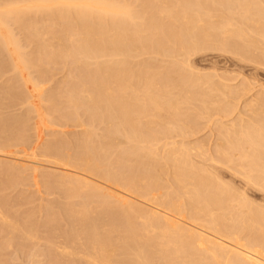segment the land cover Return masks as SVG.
I'll list each match as a JSON object with an SVG mask.
<instances>
[{
	"label": "bare ground",
	"instance_id": "6f19581e",
	"mask_svg": "<svg viewBox=\"0 0 264 264\" xmlns=\"http://www.w3.org/2000/svg\"><path fill=\"white\" fill-rule=\"evenodd\" d=\"M130 1H133V0H129V1L128 0H0V48L4 51L6 50L8 52V46L11 45V48H12L13 44L17 48H19L18 43H16L17 41L13 42L15 40V38H13L14 40L13 39L11 40L10 37H8L7 33L5 32L9 28V25H10L9 21L16 23L18 27L19 26L21 27V29H19V33H20V30L24 31V32L26 30L27 33L32 34V32H30V31L31 30L34 31L35 27H37V29H38V27H40L42 25V23H43V25L45 24V27L42 28V26H43L42 25L41 28H39V29L42 30L45 28L46 32L51 30V29L57 28V26H55V25H58L60 27V28L58 27L60 29V31L56 34H54L52 31H49L50 33L52 32L54 34L51 36V41L50 40L45 41V42L43 41L44 42L43 45H41L43 42L42 43L40 42L41 46L36 45V47H35L36 49L38 47V50H39V47H41V51L38 52V54L40 55L38 58L44 56L42 59H44L47 62V64H48V62H50V63L54 62L55 63L57 60H59V61H57V63H58V62H62L64 60L69 59L70 64L72 63L71 66L74 65V68L79 70L76 74H75L76 70H75V72L73 71L74 75L72 74V72L70 73L73 75L72 76L73 78L71 81L72 82L74 81L75 82V83L73 82L74 84H71L68 81H66V82H68L69 85H67V88L65 89L66 85L62 84L63 83V81H62L60 83V85H61L60 89L63 88L62 85L64 86V88L61 90H58L61 92V94L57 95L56 93L58 91L56 92L55 91L56 89L53 90L54 93L53 92L51 93L54 96V97L51 96L53 98L50 97L51 100L57 96L58 97L60 96V98H59L61 101L60 103L66 104V107L69 110V112H67V115L65 112L63 115L62 109L64 110L65 106L63 108L60 107L61 108V111H60V108H59L60 105L58 106V104H57L58 102H56L57 105L53 104L54 106H58L59 111L62 112V114L60 113L61 118L63 117L62 119H66V120H60L59 119L60 115H59V117H58L59 121H64V122L70 121V123L77 122V124L76 123L73 124L76 126L77 125L79 126V123L81 121L82 122L85 121L84 124L86 126L88 124L87 122L88 121L90 122L91 120H92L93 124H95V125L100 123V125H99L100 127H101V125L103 126V124L105 123V125L103 126L104 129L101 127L102 130L104 131V133H102V134H101V132H103L102 130L101 131L99 130L100 133H96L97 131H95L93 129V128L99 127L97 125L96 127H93L92 129H91V127H89V129L95 131V133L97 135L94 134L93 131L90 132V130L88 128L85 131V129H86V126H85V128L83 127V129L85 131L84 134H81L82 137L79 136L80 138H82L81 140L79 139V137L75 138L78 135H75L74 137L69 136L70 138H72V140L75 138V139H77V141L78 140L80 141L78 144V142H76L74 140L72 142L70 140V138L68 139L70 141L67 140L68 143L70 142L69 143V150L71 148H74V150L71 149L70 152H68L65 149V147L67 146L66 145L67 143H65V145L60 144L61 142L66 141L65 139H64V141H60V139H62V138H60L59 141H57V142H59V144L56 141H55V143H53L54 145L57 144L58 147L57 146L54 147L53 144H51V145H53L51 147V145L49 144L50 150L48 148H45V150H47V149L49 150V151L47 150V155L51 153L48 156H52L51 158L54 159L57 164L63 166V168L67 167L69 169L68 172L65 171L67 173V176L63 173V175H65L66 178L63 179V177L60 175L59 176L61 178L57 177L56 175L55 176L57 178L53 177V180H56V181H54L57 184L56 186H59L60 188L62 187V190H60V191H63V193H64L65 192L64 189H65L66 191L68 190V192H65L68 194H69V191L72 192L73 194L78 193V196L76 194L75 195H73V194L68 195V196H73L74 198H77V197L79 198V194H80V198L81 197L84 198V201L82 199L83 204H81V206L86 204V207H87V204L88 205L92 204V205H89L90 207L88 206L91 209V207H93V205L95 204L96 207L99 209L98 210L95 207H93L94 211L98 210L96 213H99V211L104 212V210L105 211L107 210V214H108V212H109L108 210H111L112 212L110 211V213L108 214L110 219H107V218H106L107 220L103 219L104 223H106L105 221H108V220H110L109 223L111 222V220H112V222L116 221L114 223H116L118 225L120 224L123 227L122 230L124 231L125 236L123 237V235H122V238L118 237L114 240L111 239L109 236L110 230L108 229L109 228L108 226H107L108 228L106 229V230H109L108 231L109 233H106L108 235L102 234L103 232H106V231H104L105 230L104 228H106L104 226H106L107 223L104 226L100 225V226L104 227L103 228L104 230L102 233L99 232V230H98L99 226L96 225V223H98L99 220L97 219V221H96L95 218L99 217V219H100V216L102 215L103 212H101L100 216L98 214L96 217L94 216L95 217L94 218L93 217L94 214H90L92 212V210L91 211L87 210L88 209V207H87L85 209V215L90 211L89 215H92L90 217H93L95 221L93 220V218H92V220L90 218V221H89V218H88L89 215H87L86 217L84 216L85 218L80 219V216H82V214L84 213V208H85V205H84V208L77 206V207H79V209L81 208L80 209L81 211L83 210L82 213L78 212L81 214H79L80 215L78 217L79 219L77 218L80 222H82V229L83 230L82 229H80V230H82L83 233L81 232L82 234L81 233L78 234V232L80 230H77L76 234L79 235V237L73 239V236L70 237L72 235V233H73V235L75 233L72 228L75 227V223H76V228L79 229L77 227V225L80 227L81 223H78V220L77 221L75 220L76 216H78V213L71 211L73 206H74V205L71 206L72 205L71 204V205H69V207L71 206V208H68L69 210L67 212L68 213L67 215L70 214L68 217L71 218L72 217L71 214L73 212V214L75 213V215H76L75 218L73 219V217H74V215H73V217L71 218L73 220H71V221L66 219V218L62 219L64 224L66 222L65 220L69 221V223L74 224V225L70 224V226L73 225L70 227V230L73 231L72 233L70 232V234H71V235L69 234L70 236L67 235L68 233L67 234L64 233L65 230H64V232H62L63 229L61 227V224L63 222H61L62 221L61 219H60L61 221L59 220V216H60L59 214H57L59 216L57 217L58 219L56 220L58 222H55L54 220H52V219H55V217H53V215H55V213L53 214L52 212L50 213V216L53 214L52 218L50 216L49 217L44 216L46 220L43 218L45 220V222L47 221V218H48L49 224H45V222H40V220H39V222L43 223V225L44 224L46 226L51 225V228L53 226L57 225L58 228L62 229V230H60V232H61V235L63 237L62 238L63 241L64 242L68 241V242L64 243L63 245L61 243L62 241H60L61 246L55 245V247H53L54 243H57L59 240H61V238L56 241L57 237H55V238L52 237L53 238L52 240L55 239L54 240L55 242L52 240H48L49 242H47V240L45 241V242H47V244H50V242H53L50 245H48L49 248L47 247V250H49V251H46V253L50 252V246L52 247V250H53V248H56L53 251L57 250L56 252H58V254H57L51 250L53 252V254L58 255V258H56L57 257L56 255L53 256L52 253L50 252L52 255V257H50L51 259L49 258L50 262L52 263L53 257L56 256L55 258L58 260L63 255L64 258L66 257V261L68 259H70L71 261H74L73 257H75V259L77 261V259L79 258L78 262H80V264H81V261H80L81 259L83 260L82 263H84V264H264V209L262 210L260 207H256L257 204H258L257 206H260V203H257V204L255 203V207L252 205V203L251 204L248 203V201L246 200L247 195L244 196L243 192H241V193L236 192L235 193L233 191H236V190L228 189V186H225L227 184L224 180H223V182H225V185H223L224 184L223 182H220V180H218L219 178H218L217 173H214L215 175L212 173L213 180H215V178H216L217 183L220 182L219 185H221V183H222L224 188L222 186L218 187L217 186L218 184H215L216 181L212 180L211 181L212 183H211L208 180V178L212 175L209 173L210 176L208 175L209 177L207 178L208 172L206 170V166L204 165V167H203V170H204V168L206 170V171H204V173L206 172L205 173L206 175H205L204 173H202V171H203L202 169L200 172L199 171L200 169L197 170L198 168H195L196 166L193 165L192 162H194V161H192L190 159L191 152L189 154V151H191L190 150L191 147H188L189 149H187L185 147V144H180L178 146V144L175 145L173 142H172L173 144L170 143L171 141L170 142L168 141V143L165 142L164 143L165 145L163 144L162 141H165V140H162V139L163 138L167 139L168 137L170 139L171 138L170 136L173 132H174L173 134L177 133L176 134L177 136H179V137L182 136L184 138L185 135L191 131L190 129L192 128V125L189 126V122L191 124V121H193V120L188 121V118H192V117L191 116L188 117L190 114L188 112L189 114H184L185 117H183V119L179 120V116H184L183 114L179 115V113H178L179 109H178V106H176V105L181 106L180 101L179 102L175 101L173 104L172 101H169L170 100L169 97L171 96V95L169 96V92H167L168 96H169V97L167 96L168 97L167 98L166 97L167 93L162 94L163 93L162 92L161 94H158V92L157 93L155 92V89L152 90V87H155L156 76L162 75V74H161V72H158V74H156V72L158 70L157 71L154 70V72H153V70H151L152 68H150L151 63L148 64L147 61L145 63L142 60H141L142 63H140L141 61L139 60L140 64H138V66H136V67L133 66L135 64L132 65L133 67L130 64V62L132 63V61H133L132 59H131L132 61H130V58H133L135 53H136L135 55L140 53L138 55L140 57V56H142L141 55L142 53L150 55V52H153L154 54L158 53V55H159L160 54L159 52H162L163 54L164 53H166L167 55L169 54L168 56H171V60H172L173 59L172 56L174 54L178 55L179 53H181L182 57H183V55L184 56L186 55V57H187L189 54L192 55L193 53H195V51H198V50L200 51L203 49L207 50L206 47H213L214 48V47L219 46L218 49L220 47H223L224 48L223 50L227 51L225 49V48H227L230 51V49H234L237 45H239L237 43L242 42V41L246 42V40H248V38H250L248 36L249 35L248 33H250L251 30H250V28H248L247 24H246L247 25L246 29H249L250 31L248 30L249 31L248 32V31H246V29L244 30L243 28L245 27V24L243 26L242 25L243 23L247 22L250 25V22H251V25L252 24L256 25L261 21V19H262V21L264 20V18H262V17H264V13H261L262 11H264V9H263L264 7H262V8L260 7L261 10L263 9L261 12L259 11L260 9L256 10L257 8L252 4V3L256 2V0H254V1L252 0L251 4H249L250 0H135V2H131V3H130ZM259 1H261V3ZM259 1L257 4L256 3L255 4L262 6V0H259ZM135 4H137V5L135 6ZM132 5H134L135 8ZM263 6H264V2H263ZM253 7H255V10L257 12L254 10H253L254 12H252L251 9ZM257 7H259V6H257ZM33 17L41 18L42 22L40 21L39 18H38L39 19V21H38ZM253 18H255V19H253ZM236 19H237V23L239 25L238 27L234 23V22H236ZM259 19H260V21H259ZM37 22L41 23V24L39 23L40 26L37 24ZM7 24H9L8 28H7ZM16 24H13V25H16ZM263 24H264V21L262 22V26H263ZM36 25H38V26H36ZM48 25H51V26L54 25V28L52 26L51 29L46 30L47 29L46 27ZM241 25L243 27H240ZM253 25H252V27H254ZM260 26H261V22L258 25L257 29H259ZM262 26H261V28L264 27V26L263 27ZM256 27L257 26H255L254 27L255 30L252 31V33L255 32L254 33L255 35H256V32H257V34H259V32L261 30V28H260L259 32L256 31ZM251 29L253 30V28H251ZM13 30L14 29H12V31ZM263 30L264 29H262V31ZM9 31L11 32V30H9ZM10 32H9V34H10ZM24 32H22V33H24ZM38 32H41V31L37 30L35 33L37 35L38 34L40 35V33H38ZM35 33H33L32 35H35ZM42 33H44V35H45V32H42ZM42 33H41V36H42ZM263 33H264V31H263ZM12 34H13V32H12ZM31 34H30V36H31ZM260 34H262V33H260ZM260 34L257 37H260V39L261 38L263 39V37H261V36H263L264 34H262L261 36H260ZM37 35H35V36H37ZM41 36L39 38L37 37L38 41L43 40V38L41 39ZM47 36H45V37H47ZM247 36H248V38H246ZM29 38H31V37H29ZM236 39H237V41H236ZM250 39L247 41L248 43L251 42ZM20 40H22V38ZM23 40H25V39H23ZM23 40L21 41L22 43H23ZM251 40L253 42V39H251ZM32 43L34 44V42H32ZM36 43H37V41H36ZM246 43H245L246 46L249 45ZM242 44H243V42H242ZM241 47H242V45H241ZM243 47H245L244 44H243ZM251 47L255 48V43H254V47L252 46V43H251ZM25 48H27V47H25ZM30 48H31V46H30ZM238 48L237 47L235 48L236 50H235V52H233V54L236 53ZM215 49H217V48H215ZM220 49H222V48H220ZM239 49H242V48H239ZM239 49H238V52L241 51ZM243 49H245V51H246V47ZM243 49H242V51H243ZM29 50H31V49H29ZM32 50H35V49L33 48ZM155 50H157L156 51L157 53L155 52ZM158 50H159V52H158ZM208 50H209V48H208ZM9 51L11 52L10 49H9ZM12 51H14V50L12 49ZM229 51H227V53ZM146 52H148V53H146ZM248 52H249V50L246 52H243V53L247 54ZM28 53L29 52H27V54ZM229 53H232V51ZM243 53H241V54H243ZM10 54H12V53H10ZM33 54L34 53L32 52V55ZM236 54L240 55L238 53H236ZM248 54H250V53H248ZM3 55H1V57ZM9 55L7 57L8 59H9ZM29 56H30V54H29ZM35 56L34 57L32 56V57L35 58ZM244 56H246V55H244ZM261 56H264V55L261 54ZM23 57H26V56H22V57L20 56L18 58V60L20 59V61H21V59H22L21 62H22V64H24V67L27 65V63L29 64L33 60V58H32V60L28 59L29 57L26 58V60H25V58H23ZM63 57H66L67 59L64 58V60H62ZM150 57H152V56L150 55ZM165 57H166V55H165ZM178 57H179V55H178ZM182 57H181V59H182ZM4 58H5V56H4ZM183 58H185V57H183ZM100 59L101 60L103 59V60L101 61ZM37 60H39V59H37ZM37 60L36 59L34 60L35 61L34 65H35ZM11 61L12 60H10L9 62H11ZM45 61H44V63H45ZM150 61L158 63L157 61H154L153 59L151 60V58H150ZM12 62H14V61H12ZM173 62H175V60ZM15 63H17V62H14L13 64L15 65ZM41 63L43 64V61H41L40 64ZM67 63H69V62H67ZM133 63H135V62H133ZM13 64L10 66H12L13 68L15 67V69L13 70L11 67V70H13V72H16L15 70H16L18 65L14 66ZM38 64H39V61H38ZM166 64L169 65V63H167V62H166ZM45 65H46V63H45ZM174 65L175 64H173V67H175ZM42 66H44V65H42ZM51 66H52V64H51ZM176 66H177V64H176ZM178 66H180V65H178ZM70 67H68L69 70L64 69V71L66 72V70H68L70 72V69L72 71V68H70ZM158 67H159V65H158ZM169 67H170V65H169ZM40 68L43 70L42 67H40ZM40 68H38V69H40ZM155 68H157V66ZM55 69H57V67ZM47 70H48V68H47ZM53 70H54V68H53ZM53 70L49 68L48 72L50 73V71H53ZM169 70H171V69H169ZM175 70H177V69H175ZM40 72H42V71H40ZM151 72L156 74V76L154 77V75H152L153 73H151ZM171 72H170V76H169L167 74L168 71H166V73L163 74L164 77H161V79L165 78V79H167V82L170 84L169 86H173V87H176L177 89L178 88L181 89V92L183 91V96H182L183 98L181 97L183 100L188 95V93H191V95H192L194 93V91L196 92V94L194 93V95H197L196 98L199 95L202 96L201 92H199L201 90L200 88H198L199 85H198V87H195L196 84L192 83V82H194L193 80L190 79L192 82L190 83V81H188L187 84H186L187 81H181L180 82V80L177 81L176 78L173 80L174 74L171 75ZM173 73H174V71H173ZM15 74H17V73H15ZM70 74H68V79H69V77H71ZM42 75H44V74H42ZM39 76H41V75H39ZM171 76H173L172 79L170 78ZM14 78H15V76H14ZM133 79H135L136 83H140V84H138V86L141 85V86H139L140 88H138L137 85H136V87L138 88L137 91H139V92H141L142 91L141 89H143V91H142L143 95H141L142 97H138L139 95L136 94L137 91L135 90L137 88L134 87L135 85L134 86L131 85V82ZM157 79H158V77H157ZM15 80H13V81H15ZM63 80L65 83L66 77ZM197 80L195 79L196 82H197ZM69 81H70V79H69ZM129 81H130V83H129ZM16 82H17V80L14 82V84ZM18 82H20V81L18 80ZM9 83L10 82H8V84ZM11 83H10V86H11ZM205 83H207V82H205ZM8 84H6L7 88L9 86ZM156 84H158V83H156ZM189 84H192V85L190 86ZM193 84H195V85H193ZM188 85L190 86L189 88L187 87ZM17 86H18V84L16 85V87ZM158 86H160V87L157 88L156 91H159V89L162 91L161 88L162 87L165 88L164 86H161L159 84H158ZM167 86H168V84H167ZM19 87H21V85L18 86V88ZM133 87H134V89H133ZM173 87H171V88H173ZM194 87L196 88V90L194 89ZM3 88H6V87H3ZM13 88L12 87L9 88L10 89L9 91H8V89L7 90L5 89V90L10 93V91H12ZM21 89H19V92L22 91ZM132 89L135 91H131L132 94L129 92V94L127 95L128 91H130ZM179 89H178V91H179ZM191 89L194 91H191ZM228 89L229 88H227V91H228V93H230L229 91H231V90L230 89L228 90ZM1 90H3V89L1 88ZM165 90H166V88H165ZM165 90H163V91H165ZM153 91L155 92V94L153 93ZM178 91H177V95L179 94ZM13 92H14V90H13ZM60 92H58V94ZM184 92L187 93V95L185 94V96H184ZM197 92H199L200 94ZM23 93L21 92L20 96H22ZM4 94L5 93L2 92L3 96H1V99L4 98V96H5L6 100L10 96L12 97V95H10L12 93H10L9 94L10 96L7 98H6L7 95L6 94L4 95ZM139 94H141V93H139ZM180 94H182V93H180ZM13 95L15 96V98L18 97L17 99H20L19 98L20 96H18L19 95L18 93L16 94L17 97L15 94H13ZM160 95H165V99L167 98L166 102H164V100H163L164 98L161 97ZM191 95H189L190 99L191 98L194 99L195 96L193 97V95H192V97H191ZM58 97L55 98L56 101H59ZM160 97H161V99L162 98L163 99L159 100ZM15 98H14V100H15ZM22 98H23V100L24 99L26 100L25 95H24V97L22 96ZM173 99H176V98L173 97ZM179 99H180V97H179ZM187 99L190 101L188 96H187ZM12 100L13 99H11V101ZM51 100H50V102H51ZM188 100H185V102L188 103ZM8 101L11 102L10 100H7L8 104H9ZM15 101H17V100H15ZM182 101H181V103L184 104V102H182ZM0 102H1V100H0ZM21 102H22V100H21ZM54 102L55 101H53V103ZM200 102H201V100H200ZM177 103H179V104H177ZM203 103H205V102H203ZM203 103H202V105H203ZM1 104H2V102L0 103V105ZM13 104H11V105H13ZM61 106H63V105H61ZM56 108L57 107H55V110H58ZM182 108H186L188 110V107L182 106ZM182 108H180V109H182ZM225 108H223V109L225 110ZM70 110L74 111V114H76V113H78V115L81 114L82 117L79 116L78 119H80V118H82V119L86 118V119L80 120V122H79L77 120V118H74L77 121H75V120L73 121V116L74 117H76V116L72 115ZM161 110H164V113L167 112V115L164 114V115L169 117L167 120L166 119L161 120L160 118L157 119V117H156L157 112H159V111L161 112ZM193 110H195V109H193ZM220 110H222L221 107H220ZM79 111H81V112H79ZM174 112H177L178 116L176 114H174ZM184 112H186V111H184ZM70 113L72 116L71 115L68 116ZM191 113H192V111H191ZM198 113H200V112H198ZM202 113H200V114H202ZM83 115H85L84 116L85 118H83ZM173 115H174V118L177 117L176 120H174ZM186 115L188 118L186 117ZM196 115H198V114H196ZM23 116H19V118L17 117V123H18V121L20 122V124H18V125L16 123H14L15 120L13 119V123L16 124V127H18V130H20L19 129L20 125L21 124L23 125V121L25 122L24 124H26L27 123L26 121H28L27 117H29V114L26 116V120L24 119ZM66 116L69 118V120H68V118H66ZM70 117L72 119H70ZM89 118H90V120H88ZM153 118H156V120L154 122L152 121ZM164 118H165V116H164ZM180 118H182V117H180ZM18 119H21V121ZM144 119H149V120L145 121ZM162 119H163V117H162ZM177 119H178L179 124L176 122L178 125H175L174 123H175V121H177ZM254 121H252V122H254ZM260 121L261 120H259V122ZM2 122H1L2 127L4 126V128H2L0 130L4 131V129H6L7 127L9 128V129L8 128L6 129L7 132L12 130L11 126H13V125L9 126V123L7 124L8 126L5 125L4 123L6 122V120H4V119L2 120ZM94 122H96V123H94ZM13 123L11 122L10 124H13ZM154 123H156L157 125H152ZM93 124L91 123V126H95ZM254 124H256V123H254ZM260 124H261V122H260ZM260 124H258V126H260ZM262 124L264 125V122H262ZM27 125H28V123H27ZM81 125H82V123H80V126ZM242 125H243V129H245V130H243L241 127L239 129L235 128V130L236 129L239 130V131L236 130V131H238L239 134L236 133L237 134L236 136L230 135L231 137L234 136V137L239 138V140H236V138L235 139L231 138L228 141L224 140V137L228 132V128H227V130L223 129V131L226 130V132H224L225 134L222 132L224 134V137H222L221 139H222V142L224 141L226 144L223 143L222 145L223 146L226 145V147H229V150L226 147H225L226 150H223L225 148L219 143L218 147H220L219 145H221V148L218 150L215 148L217 151L220 150V152L222 149V152L220 153L221 156L218 157V160L210 157V156H212V152H211L210 153L211 155L207 154L210 157V159L208 157L207 159H209V160H207V161L205 160L204 162H208L211 160L210 163H211V165H213L212 164L213 161H214L213 163L216 162L215 164H218L219 162L222 163V160H223V161L227 162L229 165L232 161H235V160H232V157H233V156H231L232 152L230 154L231 149H233V150L237 149L239 152L238 148H240L241 153L240 154L238 153L240 156H238V155H237L238 157L236 156L237 158H239L238 159L239 161H235L236 163L238 162L237 163L238 167L234 168V172L233 171L231 172V170H230V173H235V171H236L237 174H240V173H238V172H240V171H238V169L235 170L236 168H239V166H240V170L245 173L246 179L244 177H243V179H245V181L248 182L246 184L250 185L249 183H251V184L258 186V188L260 187L261 190H264V155L263 154L261 155L259 153V150H261L264 153V151H263L264 150V130H262V128L264 126H262V128H260L261 130H256L257 127L256 126L254 127L253 125L250 124L255 129H252V127H250V125H249V128H248L249 130H247L248 124H246V127L244 124H241V126ZM26 126H24V127H26ZM88 126H90V125H88ZM16 127L14 125V128H15V131H14L15 135L13 134L14 136H16V134H17L16 132H18V130H16L17 129ZM0 128H1V126H0ZM14 128H13V130H14ZM240 129H242L243 132H242V130L240 131ZM219 130L221 132L222 128ZM3 131H0L2 133V136L4 135ZM6 131H5V133H7ZM88 131H89V133H88ZM232 131H234V129ZM232 131H230V132H232ZM81 132L83 133V130ZM230 132H228V133L230 134ZM234 132H232L231 134H234ZM11 133H13V131ZM98 134H99V136H98ZM84 135H86V136H84ZM11 136H12V134L9 137H11ZM230 136L226 135V137H228L226 139H229ZM64 138H67V137H64ZM9 139H13V138H9ZM2 140H3V137H2ZM234 140H236L237 142H234ZM26 141H28V139ZM26 141L22 140V142H26ZM0 142H2V141L0 140ZM75 142L77 143V146H74V145H76ZM3 143H5V141H3ZM6 143L3 145H6ZM160 143H161V145H160ZM2 144L0 143V146L2 147V148H0V152L3 151V150H1V149H3ZM71 144H73L72 145L73 147L72 146L70 147ZM162 144H163V146H162ZM171 145H173V146L171 147ZM159 146H161V147H159ZM165 146H167L168 148L163 150V148H165ZM244 146H248L249 149H248V147H246L247 149H245V150H247V151L242 152L241 150L242 149L244 150ZM157 147H158V149H157ZM261 147H262V149H261ZM159 148H160V150L162 148L161 151L164 153V155H163V153L160 155ZM250 148H251V151H249ZM111 149H113L112 150L113 154L111 152ZM114 149L116 151H114ZM192 149H193V147H192ZM45 150H44V155H46ZM109 150H110V153L112 156L115 155L114 157H112L110 155V153L108 155ZM157 152H159V154ZM206 152H208V151H206ZM42 154H43V152H42ZM158 155H160V156H158ZM108 156H111V158H113L114 161H112L113 159L109 160ZM215 156H216V154H215ZM222 156H223L222 160L219 161L220 160L219 158H221ZM216 158H217V156H216ZM233 158H235V157H233ZM203 159H204V157H203ZM203 159H202V161H203ZM106 160L108 161V163L110 165H108V163L105 162ZM110 161H112V162H110ZM103 162H105L106 164ZM29 163H31V162H29ZM112 163L114 165H112ZM234 163H232V164L234 165ZM164 164H167L165 166L169 165V168L171 169L170 173L173 174V176L171 177V181H170L171 183H170V185H168L170 189L168 187H164L163 189L166 190V193L165 194L164 193H161V194L158 193L159 196L162 195V197L164 199L159 200L160 198L158 196V199L153 201V197H154L153 194L155 193L156 190H158L157 188L160 185L159 182H160V180H162L161 176L164 174L166 175V172L165 173L163 172L165 170ZM195 164H196V162H195ZM215 164H214V167L219 168V167H216L217 165L215 166ZM27 165L29 166V164H27ZM222 165H225V164L222 163ZM225 166L227 167V165H225ZM231 167H233V166H231ZM35 168L37 169V167H35ZM165 168L168 169V167H165ZM167 169L165 171H167ZM211 169H208V170H211ZM7 170H8V172L10 171L9 169H7ZM23 170H24V167H23ZM24 171H26V169ZM215 171L216 170H214V172ZM218 171H219V169H218ZM221 171H223V170H221ZM11 172L14 173V170H12ZM242 172H241V174H242ZM23 173H25V172H23ZM69 173H70V175L68 176ZM236 173H235V175H237ZM5 174L6 173H4V175ZM160 174H162V175L160 176ZM200 174H204L206 177L203 175H201V176H203V177H201ZM219 174H220V172H219ZM223 174H225V173H223ZM11 175H12V173H11ZM27 175H28V173H27ZM51 175H53V174H51ZM170 175H169V177H170ZM8 176L10 177V175H8ZM16 176H18V175H16ZM159 176L161 179H159ZM221 176H222V174H221ZM239 176H241V175H239ZM167 177H168V175L166 176V178ZM232 177H234V175H232ZM4 178H5V176H4ZM21 178H23V176ZM16 179L18 180L17 177H16ZM168 179H170V178H167V180ZM209 179H212V178H209ZM27 180H28V177H27ZM27 180H24V181L26 182ZM239 180H240V178H239ZM1 181H2V178H1ZM49 181H46V182L48 183ZM240 181H244V180H240ZM3 182H5V181H3ZM14 182H17V181H14ZM25 182L22 181V183H25ZM164 182H165V180H164ZM164 182H162V183L164 184ZM213 182H215L214 185H213ZM50 183H51V181H50ZM242 183H244V182H241V184ZM54 184H53V186H54ZM183 184H185L186 186H184ZM17 185H18V183H17ZM17 185H15V186H17ZM161 185H160V187H161ZM164 185H166V182ZM254 185H251V188H254V187H252ZM56 186H54L55 190L57 188L56 192H59L58 187H56ZM65 186L68 189H66V188L63 189V187H65ZM232 187H233V185H232ZM258 188H257V190H259ZM52 189H53V187H52ZM161 189H162V187H161ZM167 189H169L170 191L169 190L167 191ZM245 189H246V187H245ZM248 189H250V188H248ZM109 192H110V194L112 192V194L110 195ZM59 193H61V192H59ZM182 193L184 195L187 194L185 196V197H187V198H185V200L187 199L186 201H184V200L182 201V199L184 198L183 197L184 195ZM249 193H250V191H249ZM81 194H83V196ZM128 194L141 197L145 201L147 200L150 203L155 202L154 205H152L154 208L152 210L149 209L150 211H148L145 208L147 211H143V210H136V209L132 208L131 204H130L131 206L129 205L130 207L128 205H127L128 207L125 206L126 205L125 201L127 200V204H128L127 198L130 197ZM181 194L183 196H181ZM66 195H64L65 198H66ZM60 196L62 197V195H60ZM64 196L62 197L63 200L65 199ZM75 196H77V197H75ZM119 198H121L123 200H121ZM252 198H253V196H252ZM71 200L69 202H71ZM2 201L3 202H0V203L3 205L4 200L2 199ZM65 201L61 202L62 206L64 205V203H66ZM68 201H67V203H68ZM79 201H75V202H77V204L74 202L75 207H76V205H80L78 203ZM123 201H124L125 205L123 204ZM259 201H261V200H259ZM153 203H151V204H153ZM48 204H51V203H48ZM111 204H113L114 207H112L113 205H111ZM3 206H6V205H3ZM51 206H52V204H51ZM262 207H264V206H262ZM7 208H5V209H7V212H8L9 207H7ZM45 208H43V210H46ZM53 208H55V207L53 206ZM73 209H75V208H73ZM64 210H65V208H64ZM77 210H78V208L76 209V211ZM66 211H67V207H66ZM66 211H64V212H66ZM38 213H40L39 210H38ZM8 214H9V212H8ZM24 215H25V213H24ZM136 215H138L139 217L140 216L143 217L142 219L140 217V219L143 221V224L140 223V225H138V224L136 225V224L131 223V220L133 218L137 217ZM65 216H66V213H65ZM65 216L63 214V216H60V218L65 217ZM104 216L105 215H103V217ZM7 217L8 216H6L5 219L3 218L6 223L4 222L2 225H0L2 228L5 227V225L7 224V221H6ZM14 217H16V216H14ZM35 217L37 218V216H35ZM35 217H32V218H34V220H36ZM38 217H39V215H38ZM139 217H137V218H139ZM12 218L13 217H11L9 219H12ZM86 218L88 220H86ZM14 219L17 220V218H14ZM21 219H26V216H25V218H21ZM28 219H31V217H29ZM18 220H20V217ZM18 220L15 222H18ZM44 220H42V221H44ZM50 220H52V221H50ZM103 220L101 221V223L103 222ZM27 221L28 220H26V222ZM53 221H54V223H51ZM26 222L23 223L22 226H24V224H27ZM30 222H31V220H30ZM59 222H61L60 225H58ZM10 223H11V221H10ZM13 223H14V221H12V224H11L12 226H13ZM46 223H48V222H46ZM55 223H57V224H55ZM33 224L34 223L32 222V225ZM37 224H38V221L36 222V225L35 226L33 225V226L38 227L39 224L38 225ZM53 224H55V225H53ZM68 224L66 222L65 226L63 225V228L66 227L65 229L68 230L69 229ZM11 225H9V226H11ZM32 225L29 227H31L32 229H34L36 231L37 228L35 229ZM111 225H113V223ZM7 226H8V224H7ZM57 226H55V227H57ZM13 227L11 229H14ZM18 227H15V228L19 229ZM55 227H53L54 230H56ZM118 227H120V226H118ZM2 228H0V229H2ZM25 228H26V226H25ZM149 228L152 229V230L150 229L151 231H153L152 234H148ZM158 228H159V230H158ZM11 229H9V231ZM22 229H19V234H20V230L22 232ZM113 229L115 231L116 228H113ZM155 229L158 230L159 234H156L157 230L155 232ZM51 230H53V229H51ZM11 231H13V230H11ZM15 231H16V229H14L13 232H15ZM27 231H28V228H27ZM27 231L25 232L26 236L25 235H22V236L25 238L27 237L26 241L28 239L32 240L34 237L30 238L29 236H27L29 234L28 232L31 231V229H29L28 232ZM56 231H53V232L51 231L52 236H53L54 232L56 234ZM100 231H101V229H100ZM117 231H118V228L115 232H117ZM6 232H8L7 228H6ZM32 232H33V230L31 231V233ZM58 232H59V230H58ZM142 232H143V234L145 233L147 235L146 236H143V234H142V236L139 235ZM26 233H28V234H26ZM47 233L49 234V232H47ZM8 234H11V233L8 232ZM13 234H15V233H13ZM13 234L8 235V236L6 235L8 237V239H10V240H8L6 238H4L5 240H3V238H1V237H3V235L0 236V238L2 239L1 241H3V243H5L4 241H7V240L9 241V242L5 243V246L8 247L9 249L11 248L9 246L13 245L10 243L16 239V237L13 236ZM19 234L16 236H19ZM59 234H57L56 236H58ZM120 234H123V233H120ZM120 234H118V235H120ZM4 235H5V233H4ZM80 235L84 236L82 240L80 238L81 237ZM9 236H10V238H9ZM36 236H37V234H35V238H36ZM60 236H58V238ZM113 236H111V237H113ZM39 238H40V235H39ZM49 238H51V237H49ZM38 239L36 240L37 243H39V241H41V239H39V240ZM42 239H43V237H42ZM16 240H15V242H18L19 240L21 241L20 237L17 241ZM44 240L45 239H43L42 241H44ZM83 240L85 241V244H84ZM23 241H24V239H23ZM23 241H21V242L23 243ZM78 241H79V243H82V244L77 243ZM80 241H83V242H80ZM75 243H76V245H75ZM1 244H2V242L0 243V246H1ZM7 244H10V245L7 246ZM65 244L66 245L68 244V246H65ZM69 245H71V246H69ZM74 245L76 247L78 245L79 246L78 248H80L81 250L79 249L80 250L79 251L78 248L76 249V247H74L75 249H72ZM15 246L17 247V245H15ZM30 246L33 247V245H30ZM2 247H4V245ZM24 248H25V246H24ZM33 248L35 249L36 246ZM74 250H77L78 252L74 251ZM6 251H8V250H6ZM1 252H4V251L1 250L0 253ZM8 254H7V256H9ZM38 254H40V253H38ZM38 254H36V255H38ZM30 255H32L31 252L29 253L28 256H30ZM36 255H34V257ZM49 255L50 254H48L46 257H48ZM75 255H77V256H75ZM1 256H3L2 253H1ZM7 256L5 259L8 258ZM63 256L61 257V261L59 260L61 263H63V261H65ZM68 256H69V258H68ZM71 256L73 259L70 258ZM9 257H11V256H9ZM43 257H44V255H43ZM76 257H78V258H76ZM31 258H32V256H31ZM38 258H39V256H38ZM38 258H36V259H38ZM28 259H30V258H28ZM32 259H34V258H32ZM56 259L54 260V262L52 264H55L58 262ZM62 259H64V260H62ZM38 260H40V259H38ZM8 261H11V260L8 259ZM34 261H35V259H34ZM34 261H33V263H34ZM41 261H40V263H41ZM55 261H57V262H55ZM66 261H65V263H66ZM76 261H75V263L78 264ZM2 262H6V261H2ZM31 262H32V260H30L29 264ZM50 262H48V263H50ZM60 262H58V264ZM67 262L71 264V262L69 260ZM33 263H31V264H33ZM35 263L38 264L37 261ZM75 263L73 262L72 264H75ZM10 264H11V262H10Z\"/></svg>",
	"mask_w": 264,
	"mask_h": 264
},
{
	"label": "rangeland",
	"instance_id": "374dc122",
	"mask_svg": "<svg viewBox=\"0 0 264 264\" xmlns=\"http://www.w3.org/2000/svg\"><path fill=\"white\" fill-rule=\"evenodd\" d=\"M129 1V0H128ZM254 1V0H253ZM259 1V0H258ZM258 1L256 0V2H254V3H252V0H250V3L249 4H253L257 9L256 10H258V9H260L259 11L261 12L262 10H261V8L262 7H264L263 6V2H264V0H262V6H260V5H256L257 3H258ZM131 2H135V0H133V1H130V3ZM138 2V1H137ZM136 2V3H137ZM249 2V1H248ZM260 3H261V1H259ZM256 3V4H255ZM259 3V4H260ZM138 4V3H137ZM137 4H135V6L137 5ZM133 7H134V5H132ZM252 6V5H251ZM257 6H259V7H257ZM255 7H253L251 10H252V12H254V11H256L255 10ZM261 7V8H260ZM135 8V7H134ZM254 10V11H253ZM257 12V11H256ZM261 13H264V11H262ZM33 18H35V17H33ZM39 17H36L35 19L36 20H38L39 21V19H40V21L42 22V19L41 18H39ZM262 18H264V17H262ZM253 19H255V18H253ZM259 21H260V19H259ZM264 21V20H263ZM262 19H261V26H262ZM10 22V23H9ZM8 23L10 24H7V28H8V25H9V28H8V30L7 31H5L6 33H7V36L8 37H10V39L12 40L13 38H15V40L13 41V42H16V43H18V47L19 48H17L14 44H13V46H12V48H11V45H9L8 46V52L5 50H2L1 48V50H0V57H1V55H3L1 58H0V100H1V102H2V104L0 105V126H1V128L0 129H2V128H4V126L2 127V120L4 119V120H6V122L4 123L5 125H7L8 123H9V126H11V125H13V126H11L12 127V130H10L11 132L13 131V133H11L9 130V132H7L6 131V129L8 128H6V129H4V131L3 130H0V131H3L4 132V135L2 136V133L0 132V140L2 141V142H0L1 144L3 143V141H5V143H6V145H3V144H5V143H3L2 144V146H3V149H1V150H3V151H1L0 152V202H3L2 201V199L4 200V203H3V205H6V206H3L1 203H0V225H2L5 221H4V219H5V217L6 216H8L9 218H11V217H13L12 219H9L8 217L6 218L7 220V224H8V226H7V224L5 225V227H1L0 226V228H2V229H0V236H2L3 235V237H1V238H3V240H5L4 238H6V239H8V235H11V234H13V233H15V234H13V236H15L16 237V239L18 238L19 239V237H20V239H21V241H23V239H24V241H23V243L19 240L18 242H15V240L13 241V242H11L10 244H13L12 246H9V247H11L10 249L8 248V247H6L5 246V243L6 242H9L8 240H10V239H8L7 241H4L5 243H3V241H1L2 239L0 238V243L2 242V244L4 245V247H2L3 245L1 244V250L2 251H4V252H1L2 254H3V256H1V253H0V264H10V262H11V264H29V262H30V260H32V262L31 263H33V261H34V259H35V261H34V263L33 264H36L35 262L37 261V263L38 264H50L51 262H50V257H52V255L54 256V255H56L55 257L56 258H58V252H56V251H53V250H55L56 248H53V250H52V247L50 246V252L52 253V255H51V253L49 252H47L46 253V251H49V250H47V247L49 248V246L48 245H50L51 243H53V242H50V244H47V242H49L48 240H52L53 238H55V237H57V239H56V241L57 240H59L60 238H61V240H59L57 243H54V246L53 247H55V245H60L61 246V243H62V245L64 244V243H66V242H68V241H66V242H64L63 241V237H62V235H61V232H60V230H62V232H64V230H65V234H67L68 236H70L71 234H70V232L72 233L73 231L75 232L74 233V235L77 233L76 231L77 230H80V229H82V222H80L78 219V217L80 216L79 214H81L82 213V211L79 209V207H83L84 208V205H85V208H84V213L82 214V216H80V219H82V218H85L87 215H89V213H90V211L92 210V212L90 213V214H94L93 215V217L95 216H97L98 214H99V216H100V214H101V212H103V211H99V213H96L99 209L96 207V205L94 204L93 205V207H95L96 209H98L97 211H94V208L93 207H91V209L89 208L90 206L89 205H92V204H87V207H88V209L87 210H90L86 215H85V209L87 208L86 207V204H84L83 206H81V204H83V202H82V199H83V201H84V198L83 197H81L80 198V194H79V198L77 197L78 196V193H72V192H70L69 191V194L68 193H65V192H68V190L66 191L64 188H66V189H68L66 186L65 187H63V189H64V193H63V191H60V190H62V187L60 188L59 186H56L57 184L54 182V181H56V180H53V177L54 178H57V177H60V176H62L63 177V179L64 178H66V176H67V173L66 172H68L69 171V169L67 168H63V166H61V165H59V164H57L56 162H55V160L54 159H52L51 157L52 156H48V155H50L51 153V151L49 152L50 154H48L47 155V150L50 148V145L51 144H53V143H55V141L57 142V141H59V139L60 138H62V139H60V141H64V139L66 140V141H64V142H61L60 144H62V145H65V143H67L66 145V147L68 148H66L65 146V149L68 151V152H70V150L71 149H73L74 150V148H71L70 150H69V143L67 142V140L72 136V137H74L75 135H78V136H76L75 138H78L79 136L80 137H82V135L81 134H84V132L87 130V128L89 129V127H91V129L93 128V127H96L97 125L99 126L100 125V123H98V124H93V122H92V120L89 122L88 120H90V118L87 120L88 122V124H87V126L84 124L85 123V121H81L80 122V120H85L86 118L84 117L85 115H83V118H85V119H82V118H80V119H78L79 118V116H81V114L80 115H78V113H76V114H74V111H71V113H72V115H75L76 117H74L73 116V121L75 120L74 118H77V120L80 122V123H82V125L80 126V123H79V126L77 125H73V124H77V122H73V123H70V121H59V119L60 120H66V119H62L61 118V115H60V113L62 114V112H63V115H64V112L66 113V115H67V112H69V110L67 109V107H66V104H64V103H60L61 101H60V96L58 97L57 95H60L61 94V92L60 91H58V90H61V89H63L64 88V86L62 85V87L63 88H61L60 89V87H61V85H60V83L63 81V83L62 84H64V85H66V87H65V89L67 88V85H69L68 84V82L69 83H71V84H74L71 80H72V76L74 75L73 74V71L75 72V70H76V72H75V74L79 71V70H77L76 68H74V65L73 66H71L72 65V63L70 64V61H69V59H67L66 57H63L62 58V60H64V58L65 59H67V60H64V61H62V62H58L57 63V61H59V60H57L55 63L54 62H52V63H50V62H48V64H47V62L44 60V59H42L43 57H40V58H38L40 55L38 54V52H40L41 51V47H39V50H38V47H37V49L35 48L36 47V45H39V46H41V45H43L44 44V42L45 41H51V36L52 35H54V34H56V33H58L59 31H60V27L58 26V25H55V26H57V28H54V25H52L53 26V28L54 29H51V25H48L46 28V30H49V29H51V30H49V31H52L51 33L49 32V31H45V28L44 29H39V28H41V26L43 25V23H42V25L40 26V22H37V24L40 26V27H38V29H37V27H35V29H34V31H30V32H32V34L33 33H35L37 30H40L41 32H38V33H40V35L38 34H36L35 33V35H37V36H35V35H32L31 33H27L26 32V30H25V32L27 33H25L24 31H21L20 30V33H19V29H21V27L19 28L18 26H17V24L16 23H13L12 21H9ZM254 22V21H253ZM252 22V23H253ZM260 22L258 23V24H252L254 27L255 26H257L256 27V31H258L259 32V30H260V28H261V26L259 27V29H257L258 28V25L260 24ZM12 23V24H11ZM40 23V24H39ZM235 23V25H237V27L239 26L238 25V23H237V19H236V22H234ZM255 23V22H254ZM13 24H16V25H13ZM244 24H245V27L243 28L244 30L247 28L246 26L248 25V28H250V30L249 29H246V31H250V33H248L249 35V37L251 38V39H253V42L255 43V48H252L251 47V43H252V46L254 47V43L252 42V40L250 39V38H248V36L246 37V38H248V40L250 39V43H248L247 41L248 40H246V42H244V41H242L243 42V44H244V46L246 47V51H248L249 50V52L248 53H250V54H246V53H243V52H246L245 51V49H243V48H245V47H243V44H242V42H239V43H237V44H239V45H237L236 47L238 48H242L243 49V51H242V49H239V50H241V51H239L238 52V49H237V51H236V53H238V54H240V55H237L236 53H234L233 54V52H235V48L234 49H230V51L227 49V48H225L227 51H229V52H231L232 51V53H227V51H225V50H223L224 48L223 47H220V48H222V49H218V47H206L207 48V50H205V49H203V50H198V51H195V53H193L192 55L191 54H187L188 56L186 57V55L184 56L183 55V57H185V58H183L182 57V55H181V53H179L178 55H179V57H178V55H176V54H174L173 56H172V60L174 61L175 60V62H173L172 60H171V56H168L166 53H162V52H159V50H158V52L161 54H159L158 55V53L156 52L157 50H155V52L157 53V54H154L153 52H150V55L152 56V57H150V55L149 54H145V53H142L141 55L142 56H138L139 54H137V55H135L134 54V57L133 58H130V61H132V63L130 62V64H131V66L133 65V64H135V65H133V66H138V64H140V63H142V61L143 62H145L146 63V61H147V63L148 64H150L151 66H150V68H152L151 70H153V72H154V70H158L157 72H156V74H158V72H161V74L162 75H158V76H156V74H154L153 72H151V73H153L152 75H154V77L156 76V79H155V87H152V90H154L155 89V92L157 93L158 92V94H161L162 92V94H166L167 92H169V96H168V93H167V95H166V97L168 96L169 97V101H172L173 102V104H174V102L176 101H180V104H181V106L180 105H176V106H178V113H179V115L180 114H189V116L188 117H192V118H188L187 117V115H186V117L188 118V121H191V120H193V121H191V124H190V122H189V126L190 125H192V128L189 130L190 132H188L186 135H185V137L183 138L182 136H177L176 134H171V138L169 139V137L167 138V139H165V138H163L162 140H165V141H162L163 142V144L166 142V143H168V141L170 142V143H174L175 145H177L178 144V146L180 145V144H185V147L187 148V149H189L188 147H191V151H189V154H190V152H191V157H190V159L192 160V161H194V162H192L193 163V165L194 166H196L195 168H198L197 170H199L200 172H201V169L203 170V167H204V165L206 166V170H207V178L210 176V174L212 175V173L214 174V173H217V175H218V180H220V182H223V180L226 182V184L227 185H225V182H223L224 184L223 185H225V186H228V189H234V190H236V191H233V192H238V193H241V192H243V194H244V196L245 195H247L246 196V200L248 201V203H252V205L255 207V203L257 204V203H260V206H257L256 205V207H260L262 210L264 209V207H262V206H264V190H261L260 189V187L258 188V186H256V185H254V184H251V183H249L250 185H248V184H246V183H248V182H246L245 181V179H246V176H245V173L244 172H242L241 170H240V166H239V168H236L235 170H237L238 169V171H240V172H238V173H240V174H237L236 173V171H235V173L237 174V175H235V173H230V170H231V172L233 171L234 172V168L235 167H238L237 166V163L235 162V161H239L238 159L239 158H237L238 156H240L239 154L241 153L240 152V148H238L239 149V152H238V150L236 149H231V151H230V154H231V152H232V155L231 156H233V157H235V158H233L232 157V160H235V161H232L229 165H228V163L227 162H225V161H223L222 160V158H223V156L221 157V158H219L220 160L219 161H221L222 160V163L223 164H225V165H227V167L225 166V165H222V163L221 162H217L218 164H215V163H213L212 162V164L213 165H211V163H210V161H208V162H204L205 160L207 161V160H209L210 159V157L211 158H214V159H216V160H218V157L219 156H221V152H222V149H221V152H220V150L219 151H217L218 149H220L221 148V145L224 143V144H226L224 141L222 142V137H224V132H226V130H227V128H228V132H230V131H232L233 129H234V131H232V132H234V134H231L232 132H230V134L227 132V134L226 135H228V136H230V135H237L236 133H238V129L241 127L242 129H243V125L241 126V124H244L245 125V127H246V124H248L247 125V130H249L248 128H249V125L251 124V125H253L254 123H256V124H254L253 126L255 127H257V129L256 130H261L260 128H262V126H264L263 124H262V122H264V56H261V54L262 55H264V35L263 36H261L262 34H264L263 33V31H262V29H264V24H263V28H261V30H260V32H259V34L260 33H262V34H260V36L261 37H263V39L261 38L260 39V37H257V36H259V34H257V32H256V35L254 34L255 32H253L252 33V31H254L255 30V28L254 27H252V25H251V22H250V25H249V23H243L242 25L244 26ZM247 24V25H246ZM38 25H36V26H38ZM240 26V27H243V26ZM15 26V27H14ZM43 27H45V24L42 26V28ZM17 28V29H16ZM251 28H253V30L251 29ZM12 29H14L13 31H12ZM9 30H11V32L9 31ZM17 30V31H16ZM23 30V29H22ZM54 30V31H53ZM243 30V31H244ZM248 31V32H249ZM9 32H10V34H9ZM12 32H13V34H12ZM22 32H24V33H22ZM42 32H45V35H44V33H42ZM41 33H42V36H41ZM247 33V32H246ZM245 33V34H246ZM13 36H12V35ZM25 34V35H24ZM30 34H31V36H30ZM22 35V36H21ZM29 35V36H28ZM48 35V36H47ZM50 35V36H49ZM27 36V37H26ZM41 36V39L43 38V40H40V41H38L37 39L39 38ZM45 36H47V37H45ZM17 37V38H16ZM22 38V40L23 39H25V40H23V43L21 42L22 40H20L21 38ZM29 37H31V38H29ZM38 37V38H37ZM50 37V38H49ZM36 40H35V39ZM245 38V39H246ZM32 39V40H31ZM28 40V41H27ZM263 40V41H262ZM20 41V42H19ZM36 41H37V43H36ZM44 41V42H43ZM236 41H237V39H236ZM25 42V43H24ZM32 42H34V44L32 43ZM42 44H41V43ZM29 43V44H28ZM245 43L246 44H249V45H245ZM31 44V45H30ZM41 44V45H40ZM22 45V46H21ZM27 45V46H26ZM241 45H242V47H241ZM30 46H31V48H30ZM33 46V47H32ZM16 47V48H15ZM24 47V48H23ZM25 47H27V48H25ZM248 47V48H247ZM35 49V50H32V49ZM208 48H209V50H208ZM215 48H217V49H215ZM250 48V49H249ZM252 48V49H251ZM9 49L11 50V52L9 51ZM12 49L14 50V51H12ZM21 49V50H20ZM29 49H31V50H29ZM215 49V50H214ZM16 50V51H15ZM20 50V51H19ZM27 50V51H26ZM37 50V51H36ZM221 50V51H220ZM223 50V51H222ZM234 50V51H233ZM36 51V52H35ZM225 51V52H224ZM262 51V52H261ZM4 52V53H3ZM24 52V53H23ZM27 52H29L28 54H27ZM32 52L34 53L33 55H32ZM243 53V54H241V53ZM253 54H252V53ZM10 53H12V54H10ZM146 53H148V52H146ZM178 53V52H177ZM192 53V52H191ZM10 54V55H9ZM21 54V55H20ZM23 54V55H22ZM26 54V55H25ZM29 54H30V56H29ZM144 54V55H143ZM255 54V55H254ZM258 54V55H257ZM8 55H9V59L7 58L8 57ZM22 57V56H26V57H23V58H25V60H26V58H28V59H31L32 60V58L35 56V58H33V62L31 61V63H27V65L24 67V64H22V59H21V61H20V59L18 60V58L20 57V56ZM154 55V56H153ZM165 55H166V57H165ZM244 55H246V56H244ZM4 56H5V58H4ZM11 56V57H10ZM15 56V57H14ZM18 56V57H17ZM33 56V57H32ZM168 56V57H167ZM154 57V58H153ZM177 57V58H176ZM181 57H182V59L184 60H182L181 59ZM258 57V58H257ZM261 57V58H260ZM7 58V59H6ZM150 58H151V60L153 59L154 61H157L158 63H156V62H151L150 61ZM177 60H176V59ZM16 59V60H15ZM37 60V59H39V60H37L36 61V63H35V65H34V60ZM132 59V60H131ZM260 61H259V60ZM10 60H12V61H14V62H17V63H15V65L13 64L14 62H9ZM61 60V59H60ZM101 60V59H100ZM103 60V59H102ZM101 60V61H102ZM141 62H140V61ZM145 60V61H144ZM38 61H39V64H38ZM41 61H43V64L41 63L40 64V62ZM44 61H45V63H46V65H45V63H44ZM66 61V62H65ZM138 61V62H137ZM170 61V62H169ZM173 63H172V62ZM3 62V63H2ZM67 62H69V63H67ZM133 62H135V63H133ZM140 62V63H139ZM166 62L167 63H169V65H170V67H169V65L168 64H166ZM5 63V64H4ZM10 63V64H9ZM33 63V64H32ZM57 63V64H56ZM64 63V64H63ZM66 63V64H65ZM171 63V64H170ZM181 63V64H180ZM14 65V66H17V68H16V72H13V70L15 69V67L13 68L12 66H10V65ZM51 64H52V66H51ZM56 64V65H55ZM155 64V65H154ZM157 64V65H156ZM173 64H175L174 66L175 67H173ZM176 64H177V66H176ZM38 65V66H37ZM42 65H44V66H42ZM58 65V66H57ZM153 65V66H152ZM158 65H159V67H158ZM168 65V66H167ZM178 65H180V66H178ZM34 66V67H33ZM49 66V67H48ZM61 66V67H60ZM71 66V67H70ZM132 66V67H133ZM157 66V68H155ZM11 67H12V69L13 70H11ZM27 67V68H26ZM30 69H29V68ZM38 69V68H40V67H42L43 68V70L40 68V69H36V68ZM48 68V70H47V68ZM57 67V69H55ZM67 67V68H66ZM68 67H70V68H72V71H71V69H70V72L68 71L69 70V68ZM76 67V66H75ZM169 67V68H168ZM173 67V68H172ZM10 68V69H9ZM46 68V69H45ZM49 68L50 69H52L53 70V68H54V70L53 71H50V73L48 72L49 71ZM160 68V69H159ZM177 69V70H175V69ZM180 68V69H179ZM18 69V70H17ZM64 69H68V70H66V72L64 71ZM169 69H171V70H169ZM18 71V72H17ZM37 71V72H36ZM39 71V72H38ZM40 71H42V72H40ZM46 73H45V72ZM164 73H163V72ZM166 71H168V75L170 76V72H171V75H173L174 74V78H173V80L176 78V80L178 81V80H180V82L181 81H187L186 82V84L188 83V81H190V83L192 82L191 80H193L194 82H192V83H195V84H193V85H195V87H198V85H199V87L198 88H200L201 90L199 91V92H201V94H202V96L201 95H199L197 98H196V96L197 95H194V93L196 94V92L194 91V90H192L191 89V91H194V93L192 94L193 95V97H194V99L193 98H191L190 99V97H189V95H191V93H188V95H187V93H185L184 92V96H185V94L188 96V98L190 99V101L187 99V96L184 98V100L182 99L183 97V91L181 92V89H179V91H178V89L176 88V87H173V86H169L170 84L167 82V79H165V78H163V79H161V77H164V75L163 74H165L166 73ZM173 71H174V73H173ZM68 72V73H67ZM72 72V74H70ZM15 73H17V74H15ZM41 73V74H40ZM48 73V74H47ZM42 74H44V75H42ZM68 74H70V76L71 77H69V79H70V81H69V79H68ZM160 74V73H159ZM166 74V75H167ZM39 75H41V76H39ZM167 75V76H168ZM14 76H15V78H14ZM41 77V78H40ZM44 77V78H43ZM65 77H66V80H65V83H64V80L63 79H65ZM157 77H158V79H157ZM172 77L173 76H171L170 78L172 79ZM179 77V78H178ZM193 78V79H192ZM17 80V84H18V86H20L21 85V87H19L18 88V86L16 87V83L14 84V82ZM184 79V80H183ZM187 79V80H186ZM189 79V80H188ZM191 79V80H190ZM195 79L197 80V82L195 81ZM11 80V81H10ZM13 80H15V81H13ZM18 80L20 81V82H18ZM166 80V81H165ZM208 80V81H207ZM13 81V82H12ZM66 81H68V82H66ZM131 81V80H130ZM130 81H129V83H130ZM161 83H160V82ZM8 82H12L11 83V86H10V83L8 84ZM168 84V86H167V84ZM205 82H207V83H205ZM133 83V84H132ZM156 83H158L159 85H161V86H164L165 88H166V90H165V88H161L162 89V91L159 89V91H156V89L157 88H159L160 86H158V84H156ZM185 83V82H184ZM198 83V84H197ZM6 84H8L9 86H8V88H7V85ZM13 84V85H12ZM60 86H59V85ZM138 84H140V83H136V81H135V79H133L132 80V82H131V85H135L134 87L135 88H140L139 86H141V85H139L138 86ZM58 85V86H57ZM136 85H137V87H136ZM166 85V86H165ZM190 86L192 85V84H189ZM187 86L188 88L190 87V86ZM58 88H57V87ZM3 87H6L7 89H8V91L10 90L9 88H13V90H14V92H13V90L12 91H10V93H12V94H10L8 91H6L7 89L6 88H3ZM56 87V88H55ZM134 87H133V89H134ZM171 87H173V88H171ZM194 87V89L196 90V88ZM1 88L3 89V90H1ZM22 88V89H21ZM138 88L137 89H135L136 91L138 90ZM197 88V89H198ZM227 88H229L231 91H229L230 93H228V91H227ZM6 89V90H5ZM19 89H21L20 91L26 96V100L24 101L23 100V98H22V96L24 97V95L22 94V96H20V94H21V92H19ZM56 89V90H55ZM130 90V91H128V93H127V95L129 94V92L131 93V91H135V90ZM228 89V90H229ZM53 90H55L56 92L58 91V92H60L59 94H58V92L55 94L57 97H58V100L59 101H56L55 100V98H57V97H55L54 99H52L51 100V98H53L54 96L51 94L52 92H53ZM142 91H143V89H141ZM163 90H165V91H163ZM168 90V91H167ZM189 90V89H188ZM199 90V89H198ZM5 91V92H4ZM142 91L141 92H139V91H137L136 92V94L137 95H139L138 97H142L141 95H143L142 94ZM177 91L179 92V94L177 95ZM2 92L3 93H5L7 96H6V98L7 97H9L10 95H12V97L10 96L9 98H7V100H10L11 101V99H13L14 100V98H15V96L13 95V94H19L18 96H20L19 98L20 99H17L18 97H17V95H16V97L17 98H15V100H17V101H11V102H9V104L7 103V100L5 99V96H4V98H2L1 99V96H3L2 95ZM8 94H7V93ZM155 92L153 91V93L155 94ZM171 92V93H170ZM199 92H197V93H199ZM54 93V92H53ZM139 93H141V94H139ZM180 93H182V94H180ZM4 94V95H5ZM10 94V95H9ZM51 94V95H50ZM132 94V93H131ZM200 94V93H199ZM173 95V96H172ZM192 95H191V97H192ZM51 96H53V97H51ZM161 97H163L162 99L164 100V102H166V100H167V98L165 99V95H160ZM177 96V97H176ZM180 97V99H179V97ZM51 97V98H50ZM161 97L159 98V100L161 99ZM172 97V98H171ZM173 97H175L176 99H173ZM182 97V98H181ZM22 98V99H21ZM62 99V98H61ZM161 99V100H162ZM179 99V100H178ZM19 100V101H18ZM21 100H22V102H21ZM49 100V101H48ZM50 100H51V102H50ZM63 100V99H62ZM183 100V101H182ZM185 100H188V103L187 102H185ZM200 100H201V102L203 103V102H205V103H203V105H202V103L200 102ZM203 100V101H202ZM53 101H55L54 103H53ZM64 101V100H63ZM62 101V102H63ZM181 101L182 102H184V104H182L181 103ZM0 102V103H1ZM18 102V103H17ZM24 102V103H23ZM56 102H58L57 104H58V106H59V108L61 107V108H63L64 106V110L62 109V112H60L61 111V108H60V111H59V108H58V106H54L53 104H55V105H57L56 104ZM171 102V103H172ZM6 103V104H5ZM14 103V104H13ZM50 103V104H49ZM163 103V102H162ZM5 104V105H4ZM8 104V105H7ZM11 104H13V105H11ZM177 104H179V103H177ZM51 107H50V106ZM61 105H63V106H61ZM182 106H184V107H188V110L186 109V108H182ZM54 107V108H53ZM55 107H57L56 109H58V110H55ZM220 107H221V109L222 110H220ZM226 107V108H225ZM180 108H182V109H180ZM191 108V109H190ZM195 109V110H193V109ZM223 108H225V110L223 109ZM51 109V110H50ZM67 109V110H66ZM184 109V110H183ZM198 109V110H197ZM218 109V110H217ZM183 110V111H182ZM56 111V112H55ZM59 113H58V112ZM82 111V110H81ZM81 111H79V112H81ZM176 111V110H175ZM181 111V112H180ZM184 111H186V112H184ZM191 111H192V113H191ZM194 111V112H193ZM200 112V113H202V114H200V113H198V112ZM28 112V113H27ZM51 112V113H50ZM53 112V113H52ZM189 112V113H188ZM27 113V114H26ZM71 113L68 115V116H70L71 115ZM83 113V112H82ZM160 113V114H159ZM177 112H174V114H178ZM29 114V117H27L28 119V121H26L27 123H28V125H27V123L26 124H24L25 122L23 121V125L21 126L20 125V130H18V127H16V124L18 125V124H20V122L18 121V123H17V117L19 118V116H23L24 117V119L26 120V116ZM57 114V115H56ZM159 114V115H158ZM164 114H166L167 115V112L166 113H164V110H161V112L159 111V112H157V115H156V117H157V119H161V120H164V119H168L169 117L168 116H166V115H164ZM196 114H198V115H196ZM200 114V115H199ZM59 115H60V117H59ZM71 115V116H72ZM175 115V116H176ZM195 115V116H194ZM78 116V117H77ZM164 116H165V118H164ZM178 116V115H177ZM200 116V117H199ZM22 117V118H23ZM58 117H59V119H58ZM82 117V116H81ZM162 117H163V119H162ZM167 117V118H166ZM180 117H182V118H180ZM183 117H185V115L184 116H179V120L180 119H183ZM16 118V119H15ZM66 118H68L67 116H66ZM88 118V117H87ZM173 118H174V115H173ZM176 118L177 117H175L174 118V120H176ZM196 118V119H195ZM260 118V119H259ZM2 119V120H1ZM13 119L15 120L14 121V123H16V124H14L13 123ZM70 119H72L71 117H70ZM172 119V118H171ZM170 119V120H171ZM256 119V120H255ZM263 119V120H262ZM18 120H20L21 121V119H18ZM23 120V119H22ZM68 120H69V118H68ZM77 120H75V121H77ZM145 121L146 120H149V119H144ZM156 120V118H153L152 119V121L154 122ZM173 120V119H172ZM255 120V121H254ZM259 120H261L260 122H261V124H260V122H259ZM187 121V122H188ZM252 121H254V122H252ZM258 123H257V122ZM2 122V123H1ZM13 123V124H10V123ZM72 122V121H71ZM173 122V121H172ZM179 124V122H178V119H177V121H175V125H178L177 123ZM22 123V122H21ZM91 123L93 124V125H95V126H91ZM94 123H96V122H94ZM102 124V123H101ZM258 124H260V126H258ZM14 125H15V127L17 128L16 130H18V132H16L17 134H16V136H14L15 135V133H14V131H15V128H14ZM27 125V126H26ZM84 125V126H83ZM88 125H90V126H88ZM105 125V123L103 124V126ZM152 125H157L156 123H154V124H152ZM250 125V127H252V129H255V128H253V126H251ZM8 126V125H7ZM24 126H26V127H24ZM85 126H86V129H85V131H84V129H83V127L85 128ZM103 126L101 125V127L103 128ZM222 126V127H221ZM239 126V127H238ZM6 127V126H5ZM100 126L99 127H96V128H93L95 131H97L96 133H100V131L102 130V128H101ZM222 128V131L220 132V130L219 129H221ZM224 127V128H223ZM13 128H14V130H13ZM106 128V127H105ZM235 128H238V129H236V130H238V131H236L235 130ZM259 128V129H258ZM9 129V128H8ZM11 129V128H10ZM104 129V128H103ZM223 129H226L225 131H223ZM232 129V130H231ZM242 129H240V131L242 130ZM83 130V133L81 132ZM90 130V129H89ZM100 130V131H99ZM243 130H245V129H243ZM243 130H242V132H243ZM262 130H264V127L262 128ZM5 131L7 132V133H5ZM93 130H90V132H92ZM95 131H93V133L94 134H96L95 133ZM103 131V130H102ZM224 134H223V133ZM241 132V133H242ZM12 134V136L11 137H9L11 134ZM88 133H89V131H88ZM92 133V134H93ZM102 133H104V131L103 132H101V134ZM191 133V134H190ZM14 134V135H13ZM86 134V133H85ZM100 134V135H101ZM239 134V133H238ZM97 135V134H96ZM95 135V136H96ZM188 135V136H187ZM226 135H225V137H224V140H226V141H228V140H230L231 138H233V139H235L236 138V140H239V138H237V137H231L230 136V138L229 139H226V138H228V137H226ZM3 137V140H2V137ZM6 136V137H5ZM25 138H24V137ZM70 136V137H69ZM84 136H86V135H84ZM98 136H99V134H98ZM6 139H5V138ZM16 137V138H15ZM64 137H67V138H64ZM79 137V139L81 140L82 138H80ZM9 138H13V139H9ZM15 138V139H14ZM73 139L74 141H76V142H78V144H79V140L77 141V139ZM96 138V137H95ZM5 139V140H4ZM28 139V141H26ZM58 139V140H57ZM221 139V140H220ZM9 140V141H8ZM22 140L23 141H26V142H22ZM70 140L73 142V140H72V138H70ZM70 140H68V141H70ZM236 140H234V142H237ZM175 141V142H174ZM75 142V144L76 145H74V146H77V143ZM161 142V143H162ZM58 144H59V142H57ZM161 143H160V145H161ZM169 143V144H170ZM172 143V144H173ZM221 144V145H219L220 147H218V144ZM50 144V145H49ZM163 144H162V146H163ZM228 144V143H227ZM54 145V144H53ZM53 145H51V147L53 146ZM73 144H71L70 145V147L72 146ZM159 145V144H158ZM165 145V144H164ZM58 147V145L56 144V145H54V147ZM61 146V145H60ZM173 145H171V147H172ZM223 146V145H222ZM229 146V145H228ZM73 147V146H72ZM159 147H161V146H159ZM170 147V146H169ZM192 147H193V149L195 150H193L192 149ZM224 148L226 147V145L225 146H223ZM222 147V148H223ZM243 147V146H242ZM241 147V148H242ZM246 147H248V146H244V150L242 149L241 151L242 152H245V151H247V150H245V149H247ZM0 148H2L1 146H0ZM45 148H48L47 150H45ZM168 147L167 146H165V148H163V150L164 149H167ZM217 150H216V149ZM228 150H229V147H226ZM226 148L225 149H223V150H226ZM157 149H158V147H157ZM248 149H249V147H248ZM260 149V148H259ZM258 149V150H259ZM261 149H262V147H261ZM44 150L46 151L45 153H46V155H44ZM50 150V149H49ZM48 150V151H49ZM113 149H111V152H112V154H113V151H112ZM161 150H162V148H161ZM160 150V148H159V152H160V155L163 153L162 151ZM169 150V149H168ZM114 151H116L115 149H114ZM167 151V150H166ZM206 151H208V152H206ZM218 153H217V152ZM237 151V152H236ZM249 151H251V148H250V150ZM248 151V152H249ZM261 150H259V153L262 155H264V153L261 151ZM264 151V150H263ZM42 152H43V154H42ZM159 152H157L158 154H159ZM212 152V156H208L207 154H209V155H211L210 153ZM215 152V153H214ZM247 152V153H248ZM109 153H110V150L108 151V155H109ZM193 153V154H192ZM203 155H202V154ZM239 153V154H238ZM207 156H206V155ZM215 154H216V156H217V158H216V156H215ZM218 154V155H217ZM110 155H111V153H110ZM160 155H158V156H160ZM163 155H164V153H163ZM194 155V156H193ZM238 155V156H237ZM112 156V155H111ZM111 156H108V158H109V160H112L113 158H111ZM115 155H113L112 157H114ZM206 156V157H205ZM237 156V157H236ZM203 159V157H204V159H203V161H202V159ZM209 157V159H207ZM111 158V159H110ZM193 158V159H192ZM25 160V161H24ZM28 160V161H27ZM112 161H114V159L112 160ZM112 161H110V162H112ZM26 162V163H25ZM29 162H31V163H29ZM105 162H107L108 163V161L106 160ZM105 162H103V163H105ZM195 162H196V164H195ZM225 162V163H224ZM235 162V163H234ZM36 163V164H35ZM232 163H234V165L232 164ZM6 164V165H5ZM27 164H29V166L27 165ZM32 166H31V165ZM106 164V163H105ZM207 164V165H206ZM210 164V165H209ZM214 164H215V166L216 167H219V168H215L214 167ZM5 165V166H4ZM8 165V166H7ZM10 165V166H9ZM34 165V166H33ZM38 165V166H37ZM108 165H110L109 163H108ZM112 165H114L113 163H112ZM165 165H167V164H164V166ZM236 165V166H235ZM3 166V167H2ZM7 166V167H6ZM12 166V167H11ZM200 168H199V167ZM202 166V167H201ZM230 166V167H229ZM231 166H233V167H231ZM11 167V168H10ZM19 167V168H18ZM23 167H24V170L26 169V171H24L23 170ZM35 167H37V169L34 168ZM165 167H168V169L167 168H165ZM164 167V169L166 170L167 169V171H163L164 173L166 172V175L164 174V175H162V174H160V176H161V178H162V180H160V182H159V184L161 185V187H162V189H161V187H160V185H159V187L157 188L158 190H156L155 191V193L153 194V201L154 200H156V199H158V196H159V194H161V193H166V190L165 189H163L164 187H168L169 188V186L168 185H170V181H171V177L173 176V174H171L170 173V168H169V165L168 166H165ZM209 167V168H208ZM214 169H213V168ZM212 168V169H211ZM228 168V169H227ZM231 168V169H230ZM7 169H9L10 171L8 172V170ZM20 169V170H19ZM208 169H211V170H208ZM218 169H219V171H218ZM233 169V170H232ZM12 170H14V173L13 172H11ZM22 170V171H21ZM205 170V168H204V170L202 171V173H204V171H206ZM214 170H216L215 172H214ZM221 170H223V171H221ZM225 170V171H224ZM227 170V171H226ZM229 170V171H228ZM21 171V172H20ZM66 171V172H65ZM211 171V172H210ZM218 171V172H217ZM2 172V173H1ZM23 172H25V173H23ZM172 172V171H171ZM199 172V173H200ZM219 172H220V174H219ZM228 172V173H227ZM241 172H242V174H241ZM4 173H6L5 175H4ZM11 173H12V175H11ZM27 173H28V175H27ZM50 173V174H49ZM62 173V174H61ZM63 173L66 175H63ZM171 175H170V174ZM206 173V172H205ZM204 173V174H205ZM210 173V174H209ZM223 173H225V174H223ZM244 173V174H243ZM15 174V175H14ZM22 174V175H21ZM51 174H53V175H51ZM204 174H200V176L201 175H203V176H205ZM221 174H222V176H221ZM227 174V175H226ZM229 174V175H228ZM231 174V175H230ZM5 176V178H4V176ZM8 175H10V177L8 176ZM16 175H18V176H16ZM47 175V176H46ZM57 177H56V176ZM60 175V176H59ZM70 175V173L68 174V176ZM168 175V177L167 178H170V179H168L167 180V178H166V176ZM169 175H170V177H169ZM209 175V176H208ZM215 175V174H214ZM224 175V176H223ZM232 175H234V177H232ZM239 175H241V176H239ZM243 175V176H242ZM23 176V178H21ZM65 176V177H64ZM160 176H159V179H161L160 178ZM203 176H201V177H203ZM221 176V177H220ZM227 178H226V177ZM239 176V177H238ZM15 177V178H14ZM16 177L18 178V180L16 179ZM27 177H28V180H27ZM46 177V178H45ZM49 177V178H48ZM206 177V176H205ZM243 177L245 178V179H243ZM1 178H2V181H1ZM61 178V177H60ZM209 178H212V179H209ZM208 178V180L211 182L212 180H213V175L212 176H210ZM215 178V177H214ZM222 178V179H221ZM239 178H240V180H244V181H240L239 180ZM242 178V179H241ZM16 179V180H15ZM45 179V180H44ZM173 179V178H172ZM204 179V178H203ZM230 179V180H229ZM24 180H27L26 182L24 181ZM51 181V183H50V181ZM66 180V179H65ZM164 180H165V182H166V185H164L165 184V182H164ZM168 182H167V181ZM205 180V179H204ZM207 180V179H206ZM222 180V181H221ZM3 181H5V182H3ZM14 181H17V182H14ZM22 181L23 182H25V183H22ZM46 181H49L48 183L46 182ZM173 181V180H172ZM213 181H216V178H215V180H213ZM229 181V182H228ZM162 182H164V184L162 183ZM220 182H218L217 183V181H216V183L215 182H213V185H214V183L215 184H218L217 186L218 187H220V186H222L223 187V185H222V183H221V185H219L220 184ZM241 182H244V183H242L241 184ZM7 183V184H6ZM17 183H18V185H17ZM20 183V184H19ZM45 183V184H44ZM51 185H50V184ZM54 184V186H56V187H58V190H59V192H61V193H59V192H56V190H57V188H56V190H55V187L53 186V184ZM212 183V182H211ZM233 183V184H232ZM5 184V185H4ZM17 185V186H15V185ZM229 184V185H228ZM47 185V186H46ZM184 186H186L185 184H183ZM212 185V184H211ZM232 185H233V187H232ZM239 185V186H238ZM251 185H254V186H252V187H254V188H251ZM100 186V185H99ZM242 186V187H241ZM249 186V187H248ZM49 187V188H48ZM52 187H53V189H52ZM231 187V188H230ZM245 187H246V189H245ZM160 188V189H159ZM224 188V187H223ZM244 188V189H243ZM248 188H250V189H248ZM257 188L259 189V190H257ZM170 189V188H169ZM169 189H167V191L169 190ZM240 191H239V190ZM248 189V190H247ZM252 189V190H251ZM243 190V191H242ZM247 190V191H246ZM165 191V192H164ZM170 191V190H169ZM249 191H250V193H249ZM263 191V192H262ZM245 192V193H244ZM248 192V193H247ZM259 192V193H258ZM159 193V194H158ZM263 193V194H262ZM66 195V198H65V196L64 195ZM77 195V196H75V197H77V198H74L73 196H68V195ZM109 194H110V192H109ZM111 194H112V192H111ZM110 194V195H111ZM183 194V193H182ZM181 194V196H183ZM251 194V195H250ZM59 195V196H58ZM60 195H62V197L64 196V200L62 199V197L60 196ZM82 196H83V194H81ZM130 197H128L127 199H128V204H127V200L125 201L126 203V205L124 204V201H123V204L125 205V206H129L130 204L132 205V208H134V209H136V210H143V211H150L149 209H153L154 207L152 206V205H154V203L153 202H151V203H153V204H151L150 202H148L147 200L145 201L143 198H141V197H138V196H133V195H131V194H128ZM187 195V194H186ZM186 195H184L183 197V199H182V201L184 200V201H186L185 200V198H187V197H185ZM252 196H253V198H252ZM256 196V197H255ZM69 197V198H68ZM72 197V198H71ZM162 197V195L161 196H159V200H161V199H164L163 197ZM261 197V198H260ZM263 197V198H262ZM9 198V199H8ZM61 198V199H60ZM17 199V200H16ZM20 199V200H19ZM60 199V200H59ZM70 199H72L71 200V202H69L68 200ZM74 199V200H73ZM80 201H79V200ZM119 199H121V198H119ZM126 199V198H125ZM9 200V201H8ZM62 200V201H61ZM66 200V201H65ZM121 200H123V199H121ZM250 200V201H249ZM252 200V201H251ZM254 200V201H253ZM258 200V201H257ZM259 200H261V201H259ZM66 202V203H64V205L62 206L61 204V202ZM67 201H68V203H67ZM75 201H79L78 203L80 204V205H76V207H75V203L77 204V202H75ZM75 202V203H74ZM48 203H51L52 204V206H51V204H48ZM54 203V204H53ZM74 203V204H73ZM254 203V204H253ZM66 204V205H65ZM72 204V205H71ZM263 204V205H262ZM10 205V206H9ZM69 205H71V206H73V208H75V209H73L72 208V210L71 211H73V212H81V213H78V216H76L75 215V213L73 214V212H72V217H73V215H74V217H73V219L75 218V216H76V218H75V220L77 221L78 220V223H81V228L77 225V227L79 228V229H77L76 228V223H75V229L74 228H72L73 229V231H71L70 230V227L71 226H73L74 224L73 223H69V221H67V220H65L66 222H67V224L69 225H67L68 227H69V229L67 230V229H65V228H63V225L65 226V224H66V222H65V224H64V222H63V218H66V219H68V220H73V219H71V218H69L68 216L70 215H67L68 213V208H71V206L69 207ZM111 205H113V204H111ZM110 205V206H111ZM130 205V206H131ZM151 205V206H150ZM156 205V204H155ZM262 205V206H261ZM52 208H51V207ZM53 206L55 207V208H53ZM60 206V207H59ZM67 207V211H66V207ZM77 206H79V207H77ZM127 206V207H128ZM129 206V207H130ZM7 207H9V214H8V212H7ZM46 207V208H45ZM65 208V210H64V208ZM112 207H114V205L112 206ZM136 207V208H135ZM150 207V208H149ZM5 208H7V209H5ZM42 208V209H41ZM43 208H45L46 210H43ZM78 208V210L76 211V209ZM93 208V209H92ZM147 210H146V209ZM101 209V208H100ZM38 210H39V212L40 213H38ZM52 210V211H51ZM75 210V211H74ZM103 210V209H102ZM47 211V212H46ZM64 211H66V212H64ZM109 212H108V214L110 213V211L111 210H108ZM15 214H14V213ZM55 213V215H53V217H55V219H52V220H54L55 222H58V221H56L58 218V216L60 215V216H63V214H64V216H65V213H66V216L65 217H61L60 218V216H59V220L61 221V222H63L62 224H61V227H62V229H60V228H58V226L57 225H55V224H57V223H55V224H53V225H55V226H57V227H55V226H53V227H55L56 228V230L58 229L59 230V232H58V230L56 231V230H54V228L52 227L51 228V225H45V224H49V219L47 218V221L46 222H48V223H46L45 222V217L44 216H50V213ZM60 212V213H59ZM70 212V211H69ZM95 212V213H94ZM112 212V211H111ZM24 213H25V215H24ZM33 213V214H32ZM43 215H42V214ZM71 213V212H70ZM28 214V215H27ZM45 214V215H44ZM57 214H59V215H57ZM108 214H107V210L105 211L104 210V212L102 213V215L100 216V219H99V217H97V218H95L96 219V221H97V219L99 220V222L98 223H96V225H98L99 227H98V230H99V232L100 233H102L103 232V230L104 231H106V232H103L102 234H106V233H109L108 231L110 230V233H109V236H110V238L111 239H116V238H118V237H120V238H122V235H123V237L125 236V233H124V231L122 230L123 229V227L119 224H116V223H114V222H116V221H114V222H112V220H111V222L109 223V221L110 220H108V221H105L106 223H107V225L106 226H104L106 223H104V220H107V219H110L109 218V216H108ZM6 215V216H5ZM21 215V216H20ZM38 215H39V217H38ZM52 215L50 216L51 218H52ZM57 215V216H56ZM103 215H105L104 217H103ZM14 216H16V217H14ZM18 216V217H17ZM25 216H26V219H21V218H25ZM35 216H37V218L35 217ZM42 216V217H41ZM85 216V217H84ZM90 216H92V215H89L88 216V218H89V221H90V218H91V220H92V218L93 217H90ZM137 217H139L138 215H136ZM19 217H20V220H18L19 219ZM29 217H31V219H28ZM32 217H35V219L38 221V227L36 226V227H34L35 225H36V220H34V218H32ZM137 217H135V218H133L132 220H131V223L132 224H138V225H140V223L141 224H143V221L141 220L143 217H141V219H140V217L139 218H137ZM4 218V219H3ZM14 218H17V220H18V222H15V221H17V220H15ZM41 218V219H40ZM45 220H44V219ZM50 218V219H51ZM78 218V219H77ZM94 218H93V220H94ZM107 218V219H106ZM14 219V220H13ZM104 219V220H103ZM140 219V220H139ZM24 220V221H23ZM26 220H28L27 222H26ZM30 220H31V222H30ZM39 220H40V222H45V224L43 225V223H40L39 222ZM42 220H44V221H42ZM52 220H50V221H52ZM86 220H88L87 218H86ZM103 220V222L101 223V221ZM135 220V221H134ZM3 221V222H2ZM10 221H11V223H10ZM12 221H14V223H13V226L11 225L12 224ZM23 221V222H22ZM54 221L53 222H51V223H54ZM82 221V220H81ZM95 221V220H94ZM137 221V222H136ZM21 222V223H20ZM27 223V224H24V226H22L23 225V223ZM32 222L34 223L33 225H32ZM61 222H59V224L58 225H60V223ZM139 222V223H138ZM6 223V222H5ZM30 225H29V224ZM50 223V224H51ZM100 223V224H99ZM113 223V225H111ZM118 223V222H117ZM19 226H17V225ZM70 224H73V225H71L70 226ZM110 224V225H109ZM9 225H11V226H9ZM33 226L35 229H36V231L34 230V229H32L31 227H29V226ZM43 225V226H42ZM100 225H103L104 227H106V228H104L103 226H100ZM4 226V225H3ZM25 226H26V228H25ZM45 226V227H44ZM50 228H49V227ZM109 228H108V227ZM118 226H120V227H118ZM14 228V229H16V231L15 232H13L14 231V229H11V228ZM15 227H18L19 229H22L23 227V229H22V232H21V230H20V234H19V229H17V228H15ZM60 227V226H59ZM67 227V228H68ZM111 227V228H110ZM6 228H7V231L8 232H10L11 234H8V232H6ZM11 229V230H13V231H9V229ZM27 228H28V231H29V229H31V231L33 230V232L35 233V234H37V236H36V238H35V234L32 232L31 233V231H27ZM49 228V229H48ZM101 229V231H100V229ZM104 228V229H103ZM109 229V230H106V229ZM113 228H116L115 229V231L117 230V228H118V231L117 232H115L114 231V229ZM51 229H53V230H51ZM121 229V230H120ZM151 228H149V232H148V234H152L153 233V231H151L150 230ZM49 232V234L46 232ZM50 230V231H49ZM68 232H67V231ZM70 230V231H69ZM83 230V229H82ZM82 230H80L79 232H78V234L79 233H83V231ZM113 232H112V231ZM156 230L157 229H155V232H156ZM158 230H159V228H158ZM158 230H157V233L156 234H159L158 233ZM5 231V232H4ZM24 231V232H23ZM28 232V233H26V234H28L27 236H29L30 238L31 237H34L32 240H27L26 241V239H27V237L25 238V237H23L22 235H25V232ZM39 233H38V232ZM51 231L53 232V231H56V234H55V232H54V234H53V236H52V233H51ZM47 234H46V233ZM151 232V233H150ZM4 233H5V235H4ZM19 234V236H16V235H18ZM24 233V234H23ZM60 233V234H59ZM81 233V234H82ZM115 233V234H114ZM120 234V233H123V234H120V235H118V234ZM140 233V232H139ZM8 234V235H7ZM34 234V235H33ZM57 234H59L58 236H60L59 238H58V236H56ZM63 234V233H62ZM70 234V235H69ZM111 234V235H110ZM142 234H143V232L141 233V234H139V235H141L142 236ZM7 235V236H6ZM39 235H40V238H39ZM73 235V233H72V235L70 236V237H72L73 236V239L74 238H77V237H79V235H75L74 236ZM106 235H108V234H106ZM114 235V236H113ZM147 234H143V236H146ZM6 236V237H5ZM23 238H22V237ZM26 236V235H25ZM46 236V237H45ZM64 236V235H63ZM81 237V240L83 239V237L84 236H82V235H80ZM111 236H113V237H111ZM12 237V236H11ZM28 237V238H29ZM42 237H43V239H45L44 241H42L43 239H42ZM49 237H51V238H49ZM53 237V238H52ZM65 237V236H64ZM67 237V236H66ZM115 237V238H114ZM9 238H10V236H9ZM13 238V237H12ZM41 239V241H39V243H37V239ZM17 239V240H18ZM38 239V240H39ZM12 240V239H11ZM16 240V241H17ZM47 240V242H45ZM55 240V239H54ZM54 240H52V241H54ZM60 241H62L61 243H60ZM84 241V240H83ZM83 241H80V242H83ZM25 242V243H24ZM32 242V243H31ZM45 242V243H44ZM55 242V241H54ZM19 243V244H18ZM35 243V244H34ZM59 243V244H58ZM77 243H79V241L77 242ZM10 244H7V246L8 245H10ZM79 244H82V243H79ZM78 244V245H79ZM84 244H85V241H84ZM15 245H17V247L15 246ZM28 245V246H27ZM30 245H33V247H35L36 246V248L34 249L32 246H30ZM35 245V246H34ZM75 245H76V243H75ZM73 246V248L72 249H75L74 247H76V246ZM77 245V247H76V249L79 247ZM19 246V247H18ZM24 246H25V248H24ZM30 246V247H29ZM65 246H68V244L66 245L65 244ZM69 246H71V245H69ZM6 247V248H5ZM32 247V248H31ZM8 248V249H7ZM13 248V249H12ZM80 248H78V250H79ZM0 250V251H1ZM6 250H8V251H6ZM44 250V251H43ZM55 252V253H57V254H53V252ZM81 250V249H80ZM79 250V251H80ZM36 253H35V252ZM43 253H42V252ZM74 251H77V250H74ZM31 252V254L32 255H30V256H28L29 255V253ZM78 252V251H77ZM76 252V253H77ZM9 253V254H8ZM35 253V254H34ZM38 253H40V254H38ZM42 253V254H41ZM46 253V254H45ZM6 254V255H5ZM7 254L9 255V256H11V257H9V256H7ZM36 254H38V255H36ZM48 254H50L48 257H46ZM34 255H36L35 257H34ZM43 255H44V257H43ZM6 256L8 257L7 259H5L6 258ZM31 256H32V258H34V259H32L31 258ZM38 256H39V258H38ZM60 256V255H59ZM63 256V255H62ZM61 256V257H62ZM75 256H77V255H75ZM42 257V258H41ZM55 257H53V261H52V263L54 262V260L56 259ZM61 257L57 260L58 262H60L61 261ZM28 258H30V259H28ZM36 258H38V259H40V260H38V259H36ZM50 258V259H49ZM55 258V259H54ZM63 258H64V256H63ZM68 258H69V256H68ZM70 258H72V256L70 257ZM74 258V259H73ZM72 259L74 260V261H71L70 259H68L70 262H71V264L74 262L75 263V261H76V259H75V257H73ZM76 258H78V257H76ZM8 259H10L11 261H8ZM49 259V260H48ZM65 259V261H66V257L64 258ZM64 259H62V260H64ZM79 259V258H78ZM78 259H77V263L78 264H80V262H78ZM42 260V261H41ZM60 260V261H59ZM67 260V261H68ZM2 261H6V262H2ZM40 261H41V263H40ZM50 262V263H48V262ZM57 261H55V262H57ZM65 261H63V263L64 264H70V263H68L67 261H66V263H65ZM81 261V264H84V263H82L83 262V260L81 259L80 260ZM9 262V263H8ZM43 262V263H42ZM47 262V263H46ZM58 262L57 263H55V264H58ZM30 263V264H31ZM51 263V264H52ZM63 263H59V264H63ZM76 264V263H75Z\"/></svg>",
	"mask_w": 264,
	"mask_h": 264
}]
</instances>
